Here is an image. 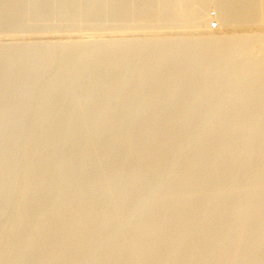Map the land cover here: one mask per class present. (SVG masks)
Instances as JSON below:
<instances>
[{
  "label": "bare ground",
  "instance_id": "obj_1",
  "mask_svg": "<svg viewBox=\"0 0 264 264\" xmlns=\"http://www.w3.org/2000/svg\"><path fill=\"white\" fill-rule=\"evenodd\" d=\"M25 1L0 0V34L5 35L0 44V94L7 92L11 85L15 88L11 91L14 94L10 92L12 98L15 96L14 99L20 92L19 90L17 92V88L21 85L24 87L25 90L21 87L24 90L20 92L22 96L27 92V95L29 94L27 89L30 87V81L26 83L29 77L24 75L25 66L21 62L23 60L25 62V56L31 48L26 51L21 49V53H17V50L16 53L7 52L11 45L14 50L18 49L16 48L18 43H13L14 48L11 41L15 40L14 37L21 27L20 24L13 25L12 19L23 16L22 14L29 8L23 5L24 8L20 9V4ZM32 1L27 0V3H33ZM119 2L114 3L118 5L116 11L120 15L114 18L116 22L110 21L112 23L110 25H114L112 27L117 23L121 28L127 27L128 30L150 28L154 18L159 14L157 10L161 8L156 9V4H161V11L164 8L172 11L176 3L177 18L171 16V19L164 23V27L167 28L164 29L169 30L167 31L169 33L176 32L173 27L176 26L175 22L179 21L183 26H180L183 28L182 31L187 33L189 31L186 32L184 27L191 30L197 22L196 30L208 31V35L205 34L207 38L195 40L196 37L188 43H183L184 40L180 38L181 42L176 40L172 45H164L163 42L159 45L153 43L157 46H153L146 56L141 55L143 58L137 62L140 63L139 66L132 69L126 65L132 58L133 60L137 58L140 46L146 41L145 36L144 40L139 36L136 42L133 41L134 43L129 45L128 39L123 38L124 43H116L118 40L113 36L115 40L112 38L114 42L111 40L108 42L111 47L106 48L107 51L127 46L123 47V50L115 48L116 51L121 50V54L120 52L117 54L118 57L111 51V55L102 59L101 53L97 54L94 51L101 58L97 61L94 58L96 64L100 65L95 64L96 70H100L101 67V71L98 74L97 71L94 72L95 81L92 79L91 89L89 88L83 95L82 103L86 104L87 111L84 109L86 112L77 117L71 111L62 113V100L53 103L54 105L48 101L49 106L51 104L50 109H46L47 114L36 120V128L33 127L31 130L32 137L31 141L29 140L31 149L25 159L27 169L30 171L27 174H33V180L28 183L33 196L29 195L27 201H24L25 197H21L24 198L23 202H26L25 206H22L24 209L21 208L22 210L15 216L13 223H10L12 226L5 231V235L0 236V243L5 244L4 248V245H1L0 264H264V61L260 65L258 62L255 67L243 68L240 60L243 54L247 55L245 50L249 44L245 46V35L240 36L238 33V37L235 36L236 38H231L232 40L228 37L229 41L221 44H219L221 40L220 42L218 40L219 43L210 40L214 37L211 36V32L217 34L215 29L217 26L214 28L215 21L222 20L226 25L229 23L235 30L246 27L248 19H253L250 17L256 13H261L260 20H264V0H225L222 4L220 0L221 7L220 4L216 6L220 7L219 13L217 12L219 8L214 11L218 3V1L214 3V0H119ZM88 5L90 7V4L86 7ZM112 5L109 7L112 8ZM37 14L39 15V12ZM158 22L161 28L163 25ZM258 23L262 25L261 22ZM256 24H250L251 28L247 26L248 30L259 26ZM80 26L82 27V24L79 28ZM118 26L115 28L117 33L118 31L120 33ZM247 28L243 30L246 32ZM86 29L84 28V31ZM131 30V34L138 32L137 29L135 33ZM154 30L153 28L151 32ZM262 30L259 38L264 41ZM145 32L144 30L143 35ZM93 39L95 40L94 37ZM29 43L28 45L25 43L26 47L30 45ZM25 45L22 48H26ZM46 51L42 53H50ZM77 53L79 56L75 54V57L70 58L71 61L68 60L70 62L69 65L66 64L68 68L66 65L63 67L64 70L71 69L69 74L80 64L75 62V58H80V53L83 55L85 51ZM46 54L44 56H47ZM97 55L95 57H98ZM261 55L264 56V53ZM260 58L261 62L264 57ZM94 68L92 71H95ZM225 68L227 73L224 75ZM134 70L137 71L136 75L138 74L136 82H133L131 77L135 73ZM221 72L223 77H220ZM67 73L66 71V75ZM74 73L71 74L75 76ZM20 74L23 76L20 82L22 84L19 86L16 82L18 87L13 86L16 84H11L14 82V76L16 78ZM91 75L93 76V73ZM71 78H66V82L67 80L72 82ZM241 80L246 81L244 88L237 91L236 95L231 94ZM59 85L61 84H58V88L55 86L56 89H59ZM65 85L61 86L63 88L60 87L61 90L66 87ZM123 89L128 90L125 92ZM70 90L66 87V90H63L64 96L67 97ZM47 92L45 95H50L49 91ZM122 92L125 95L123 93L124 96L121 97ZM229 95H233L230 96L233 98L229 99L227 106L221 108L220 116L216 120L212 118L214 121L207 124L209 126L205 129L201 128L203 129L201 140L199 139L197 144L194 143L195 146H192L188 153H184L181 160L175 159L181 150L182 141L189 138L197 122L205 116L207 110L204 107L208 106L206 102L219 103ZM12 98L7 101L8 104L5 103L6 106L2 108L5 110L0 113L4 116H0L4 118L3 126L0 123V171L5 174L6 172L9 174L6 169L10 165L8 166V161L3 160V155L10 156L11 153L7 155L4 151L3 154L4 146L8 144L2 141L8 134L6 131L8 125L5 126V122L10 121V117L13 118L10 112V107L14 104ZM209 110L207 113L211 114ZM49 113L62 115L60 114V118L53 124L48 123L45 131L41 130V127H45L43 122L48 119ZM73 117L78 118L77 123H74L77 120L72 121ZM69 123L73 125L70 128ZM66 126L67 129L63 131ZM64 145L69 146L66 148L67 151L63 149L65 152L61 151ZM6 156L4 159H9ZM11 167L13 168L12 165ZM169 168H172L171 173L168 171ZM60 171L66 176H60ZM166 171L171 176H168L169 181L167 178V182H164L166 179H163V175ZM4 175H0L1 178ZM4 185L0 183L2 195ZM10 189L13 190L11 187ZM148 193L149 195L145 197ZM143 194L145 200H142V213L139 211L142 216L139 215L138 218L137 215L135 220L132 216V220L131 215L141 204ZM2 198L4 199V196ZM7 203L4 204L8 205ZM40 208L42 210L39 212ZM5 209L6 207L2 213Z\"/></svg>",
  "mask_w": 264,
  "mask_h": 264
},
{
  "label": "rangeland",
  "instance_id": "obj_2",
  "mask_svg": "<svg viewBox=\"0 0 264 264\" xmlns=\"http://www.w3.org/2000/svg\"><path fill=\"white\" fill-rule=\"evenodd\" d=\"M46 3H45V2ZM52 0H33L32 2L33 3H27V0L25 1V3L23 2V3H21L20 4V6L18 5V7H20V9L22 8H24V7H26V8H28L22 15L23 16H17V18L15 17V19L17 20V21H15V19L13 18L12 20H13V25H18L19 26V24H20V29L18 30V32H17V35H15V40H13V41H11V43L13 44H17L16 45V48H18V49H13V48H11L12 47V45H11V47H8L7 49V52H9V53H16L17 51V53H21L20 52V50L21 49H23L24 51H26V50H28V49H30L31 50V52H30V50H28V57L27 56H25V62H24V60H23V62H21L22 63V65L23 66H25L23 69H25L24 70V72L26 73H24V75H26V77H29V78H27L28 79V81H26V83L28 82L29 83V81H30V87L28 88V86H27V90L29 91V96L27 95V93H26V97L22 94V96H21V94H20V92H21V90H22V88L24 89V87H22V85L20 86V84H22V83H20L21 82V80H23V76H21V74H22V72H21V74L20 75H17L18 77H16L15 78V76H14V82H11V84L13 85V83L15 84L16 82L18 83V85L20 86L19 88H17L16 90H17V92H18V90L20 91L18 94H17V96H16V99H14L15 98V96H14V98H12L13 97V95H10L11 93H13L14 94V92H11V91H13V90H15V88L14 87H12L11 85H10V87L8 88V90H7V92H5L4 94H0V96L2 97H0L1 99V101H0V106L2 105V107H0V113L2 112V108H4L5 106H6V104L5 103H7V101L9 102V100L12 98V100L14 99V104H13V106L12 107H10V112H11V115L13 114V118L12 117H10L9 119H10V121L8 120L7 122H5V126H7V128H6V131H7V133L8 134H6L5 136H4V138H3V141L2 142H5V144L7 145V146H4V149H3V154L5 153L4 151H6V154L8 155V154H10V156H6L5 154V156H6V158L7 157H9V159L7 158V159H4L5 158V156L3 155V160H5V161H8L7 163H8V168H9V170H8V168L7 167H5V169H6V171H8L9 172V174L6 172V171H3V172H6V174L5 173H2V171H0V175H4V177L6 178V177H8V178H6V179H3V178H1V176H0V183H2L3 185L5 184V183H7V184H9L8 186L5 184L3 187H2V191L4 192V194L2 195V194H0V195H2V196H4V199L2 198V196H0V201L1 202H3L2 204H0V236L1 237H3L5 234V231H7V229L9 228V226L11 227L12 226V224H10V223H13V221H14V218H15V216L18 214V212H20L22 209L21 208H23L24 206H25V203L26 202H23V200H24V198L22 199L21 197H25V200L24 201H27V198H29V195H31V196H33V192H31V190H30V188H28V183H29V181H32L33 179V174L32 173H30L29 175L27 174V172H30V171H28L29 169H27L28 168V165H26V163H25V159L27 158V156H28V152L30 151V141H31V137H32V135H31V133H32V128L33 127H35L36 128V120L37 119H40V118H42L43 117V115H45V114H47V110L46 109H50L49 107L51 106V104H50V106H49V104H48V101H49V103H58V102H60L61 100V109L63 110L62 111V113L65 111V112H70L71 111V113L74 115V116H76L77 115V117L79 116V114L81 115V113L83 112H86L87 110L85 109V107L87 108V106H86V104H84V103H82V98H83V95L84 94H86L87 93V91L89 90V88H90V85L92 84L93 85V80L92 79H94V81H95V76H94V72H96L97 71V74L99 73V71H101V67H100V70L99 69H97L96 70V66H95V64H96V61L97 60H99V59H101L100 57H102V59L103 58H105V56H109V55H111V51H113V53H114V55H115V57L117 56L118 57V55H119V52L121 51V50H123L122 48L124 47H126L127 45H129V44H132V42L134 41V42H136L137 40H138V38H139V36H141V37H143V40H144V36H145V38H146V41H144L142 44L144 45V47H143V45H141L143 48H145V49H143V48H141V46H140V49H139V52H138V54H137V58L135 59L134 58V60H133V58L130 60V61H128V63H127V65H126V67H128V68H132V69H135V68H137L138 66H139V64L137 63V62H140L139 61V59H142L144 56H146V54L148 53V51H150V50H152L154 47H156L157 45H159V43H162L163 42V44L164 45H172L174 42H176V40H177V42H181L180 41V38H181V40L183 41V43H188V41L190 42V41H193L196 37L198 38H196L195 40H201V38H203V39H205L204 37H206L207 38V36H205V34H207L208 35V31H206V30H202V32L200 31V30H196V23L193 25V28L191 27V30L189 29V28H185L184 27V30L186 31V30H188L189 32H187L188 33V36H186L187 35V33H185L184 31H182L183 30V28H181L180 26H182L180 23H179V21L176 23L175 22V24H176V26L178 27V24H179V28H177L176 26H174L173 28L174 29H176V32H173L172 31V33H174V34H172L171 32L169 33V32H167V31H169V30H167L166 31V26L164 27V25L167 23V21L169 20V18L171 19V16L172 17H175L176 16V18H177V15H176V13H177V11H176V3H174L175 4V6H174V8L175 9H172V7H171V9H172V11H169V10H167L166 8H164V10H160L161 8H162V6H161V4L159 5V4H156L157 6H155V8L156 9H158V8H160V9H158L157 11H159V12H157V13H159V14H157V18L155 17L154 19V21H153V24L152 23H150V24H152V25H150L149 27L150 28H148V27H146V29L144 28L143 30L141 29V28H136L137 30H138V32H139V34H138V32L137 33H135L137 30L136 29H134V30H131V29H129L128 30V28L126 27V28H121L120 26H118L117 25V23H115V27H117L118 26V29H120V33H119V31H118V33H117V31H116V29L117 28H115V27H112V26H114V25H110V21H112L113 23L114 22H116V20L114 19L116 16H118V14H119V12L118 11H116V10H118V5H114V3L115 4H119L120 2H119V0H106L107 2H105V0H76V1H74V0H55V2H54V0L51 2ZM62 1V2H61ZM68 1V2H67ZM82 1V2H81ZM85 3H84V2ZM87 1H88V3H87ZM99 1H100V3H99ZM216 1H218V3H216ZM214 0V3H216V5H215V9L216 10H214L215 12L217 11V8H219V10L217 11L218 13L220 12V7H221V4L225 1H223V0H221L222 2H220V0ZM37 4H36V3ZM40 2H41V4H40ZM49 2V3H48ZM80 2V3H79ZM103 2V3H102ZM221 4H220V3ZM35 3V4H34ZM90 4V7H89V5H88V7H86L87 6V4ZM107 3V4H106ZM110 3V4H109ZM26 4V5H25ZM44 4V5H43ZM62 4V5H61ZM80 4V5H79ZM95 4V5H94ZM97 4V5H96ZM113 4V5H112ZM218 4V5H217ZM219 4H220V7H216V6H219ZM23 5H24V7H23ZM31 5V6H30ZM54 5H57V7L55 8V6ZM81 5H82V7H81ZM92 5V6H91ZM105 5V6H104ZM110 5H112V8H110L109 6ZM33 6V7H32ZM49 6V7H48ZM69 7V8H67V7ZM85 6V7H84ZM95 6V7H94ZM104 8H103V7ZM116 7V8H114L115 9V11H114V9H113V7ZM38 7V8H37ZM41 7V8H40ZM48 7V8H47ZM51 7V8H50ZM54 7V8H53ZM120 7V6H119ZM158 7V8H157ZM45 8V9H44ZM76 8V9H75ZM99 8V9H98ZM35 9V10H34ZM39 9H42V10H39ZM56 9V10H55ZM79 9V10H78ZM95 9V10H94ZM99 11H98V10ZM155 9V10H156ZM166 9V10H165ZM168 9H170V8H168ZM170 9V10H171ZM44 10L46 11V12H44ZM76 10V11H75ZM104 10V11H103ZM109 10H111V11H109ZM120 10V9H119ZM173 10L175 11V12H173ZM34 11V12H33ZM87 11V12H86ZM102 11V12H101ZM161 11V12H160ZM29 12H32V13H29ZM37 12H39V15L41 16V17H39V15L37 14ZM61 12V13H60ZM80 12H82V13H80ZM94 12V13H93ZM100 12V13H99ZM114 12H116L117 13V15H115L116 13H114ZM44 13V14H43ZM64 13V14H63ZM84 13V14H83ZM90 13H92V14H90ZM163 13V14H162ZM167 13V14H166ZM171 13V15H169ZM172 13H174V14H172ZM80 14H82L83 16H80ZM90 14V15H89ZM108 14V15H107ZM256 14H258V16L256 15ZM256 14H254L253 15V17H250V18H253V19H251V20H249L248 19V21H247V25H246V27H244V28H242V27H240V28H235V30H234V28H232V27H230V24L229 23H227V25H226V23H224L222 20H218L217 22L215 21L214 22V24H215V26H214V28L217 26V28H215L216 29V31H217V34H216V32H213V34H212V32H211V36L213 37V39H215V40H213V39H210L211 37H208L210 40H212V41H217L218 42V40H219V42H220V40L222 41V42H218L219 44H221V43H226L225 41H227L228 40V37H229V40L232 38H236V37H238L240 34H242V36L243 35H245L244 37H246L245 39L243 38V40H245L244 42H246L245 43V46H246V44H248L247 46H246V48H247V50H245V53H246V51H247V55L246 54H243V56L241 57L242 59L240 60V63H242V65H243V68L244 69H249L250 67H255V64H257L258 62V64L260 65V63H262L263 61H264V58H263V60H261V62H260V59H262V58H260V57H264V56H262L261 54L262 53H264V51L262 50V49H264V44L262 43V41H263V39H261V38H259V37H261V35H262V32H261V30L262 29H264V20H260V14L261 13H256ZM25 15V16H24ZM93 17H92V16ZM96 17H95V16ZM107 15V16H106ZM111 15V16H110ZM113 15V16H112ZM120 15V14H119ZM174 15V16H173ZM257 17H256V16ZM35 16V17H34ZM110 16V17H109ZM168 16H170V17H168ZM255 16V17H254ZM37 17V18H36ZM43 17V18H42ZM49 17H50V19H49ZM75 17V18H74ZM91 17V18H90ZM98 17L100 18V19H98ZM109 19H108V18ZM161 17L163 18V19H161ZM224 17H225V15H224ZM40 18V19H39ZM41 18H42V20H41ZM47 18V19H46ZM58 18V19H57ZM84 18V19H83ZM94 18V19H93ZM110 18H112L111 20H110ZM119 18V17H118ZM118 18H116L117 20H118ZM257 18H259V19H257ZM102 19V20H101ZM174 19V18H173ZM72 20V21H71ZM79 20V21H78ZM115 20V21H114ZM160 21L161 22V28H159V22L158 21ZM177 20V19H176ZM260 20V21H259ZM34 21V22H33ZM48 21V22H47ZM62 21H64V22H62ZM68 21H70V22H68ZM86 21V22H85ZM96 21H97V23H96ZM99 21V22H98ZM102 21V22H101ZM155 21H156V23H155ZM175 21V20H174ZM220 21V22H219ZM222 21V22H221ZM254 21H256V22H254ZM18 24H17V23ZM38 22V23H37ZM67 22V23H66ZM84 22V23H83ZM93 22V23H92ZM158 22V23H157ZM258 22H261L262 23V25H260V23H258ZM34 23V24H33ZM86 23V24H85ZM89 23V24H88ZM91 23V24H90ZM102 23V24H101ZM163 23V24H162ZM165 23V24H164ZM223 23V24H222ZM255 23H257L259 26V28L258 27H255L254 29H251L250 31L248 30V28H251V26L252 25H254ZM54 24H56V25H54ZM69 26H68V25ZM72 24V25H71ZM82 24V27L80 26V28H79V25H81ZM112 24V23H111ZM158 26H157V25ZM198 24V23H197ZM213 24V25H214ZM250 24H252V25H250ZM256 24V25H257ZM48 25V26H47ZM53 25V26H52ZM85 25V26H84ZM90 25H92V26H90ZM96 25H97V27H96ZM153 25H154V27H153ZM156 25V26H155ZM56 26H57V28H56ZM65 26V27H64ZM89 26V27H88ZM102 26V27H101ZM219 26V27H218ZM227 26H229V27H227ZM247 26H248V28H247ZM250 26V27H249ZM27 27V28H26ZM86 29L85 31H84V28ZM105 27V28H104ZM111 27V28H110ZM120 27V28H119ZM151 27H152V29L154 28L155 30L154 31H152L151 32ZM183 27V26H182ZM224 27V28H223ZM37 28V29H36ZM42 28V29H41ZM44 28V29H43ZM49 28V29H48ZM59 28V29H58ZM97 28V29H96ZM162 28H163V30L165 31V32H163V30H162ZM164 28H166V29H164ZM181 28V29H180ZM221 28V29H220ZM242 28V29H241ZM247 28V30L249 31H246L247 33H250V35H248L246 32H245V30H243V29H246ZM32 29H34L33 31L34 32H32ZM46 29V30H45ZM68 29V30H67ZM79 29H80V31H79ZM111 29V30H110ZM121 29H123V31L121 30ZM126 29V30H125ZM150 29V30H149ZM156 29H157V32H156ZM174 29H170V31L171 30H174ZM177 29H180L179 31H177ZM230 29H232L231 31H230ZM28 30V31H27ZM60 30V31H59ZM90 30V31H89ZM102 30H103V32H102ZM104 30H106V31H104ZM130 30L132 31V32H134L135 34H131L130 33ZM146 31L145 32V35H143L144 33H143V31ZM223 30V31H222ZM228 32H227V31ZM234 30V31H233ZM255 30V31H254ZM41 31V32H40ZM81 31H83V33H80ZM87 31H88V33H87ZM110 31V32H109ZM127 31H129V32H127ZM190 31H191V34H190ZM197 31V32H196ZM205 31H206V33H205ZM237 31V32H236ZM262 31H264V30H262ZM35 32H36V34H35ZM59 34H58V33ZM79 33V35H78V33ZM94 32H95V34H94ZM98 32V33H97ZM100 32V33H99ZM124 34H123V33ZM192 32H194V33H192ZM204 32V33H203ZM259 34H258V33ZM37 33H38V35H37ZM62 33V34H61ZM67 33V34H66ZM77 33V34H76ZM85 33V34H84ZM93 33V34H92ZM111 33V34H110ZM130 33V34H129ZM231 33V34H230ZM235 33H237V34H235ZM238 33H239V35H238ZM243 33H245V34H243ZM261 33V34H260ZM264 33V32H263ZM46 34V35H45ZM58 34V35H57ZM82 34V35H81ZM90 34V35H89ZM172 34V35H171ZM193 34H195V35H193ZM198 34V35H197ZM201 34V35H200ZM218 35L217 37H216V35ZM224 34V35H223ZM227 34H229V35H227ZM234 34V35H233ZM250 37H247V35ZM19 35V36H18ZM63 37H62V36ZM130 35V36H129ZM137 35V36H136ZM149 35V36H148ZM192 35H193V37H192ZM203 35V36H202ZM232 35V36H231ZM32 36V37H31ZM41 36V37H40ZM113 36H115L116 38V40H118L116 43H124V41H123V38H125V40L126 39H128L129 41H131V42H129L128 40H127V45H124V46H122V48L121 47H115L116 49L117 48H121V50H117L118 51V53H117V51H116V49L114 48L113 50H111V49H109V51H107L108 49H106V48H110L111 46H109L108 45V42H110V40H111V42H114V38H113ZM117 36H118V38H117ZM120 36V37H119ZM124 36V37H123ZM135 36V37H134ZM170 36H172V37H170ZM175 36V37H174ZM183 36V37H182ZM195 36V37H194ZM221 36V37H220ZM227 36V37H226ZM236 36V37H235ZM241 36V35H240ZM254 36V37H253ZM3 37H5V35L4 34H0V44L3 42ZM49 37H50V39H49ZM62 37V38H61ZM93 37L95 38V40L93 39ZM98 37V38H97ZM134 37V38H133ZM140 37V39H142ZM170 37V38H169ZM188 37V38H187ZM192 37V38H191ZM216 37V38H215ZM220 37V38H219ZM225 37V38H224ZM32 38V39H31ZM61 40H60V39ZM64 38H65V40H64ZM112 38L114 39L113 41H112ZM120 38V39H119ZM131 38V39H130ZM148 38V39H147ZM169 38V39H168ZM183 38V39H182ZM219 38V39H218ZM249 38V39H248ZM27 39H29L28 41H27ZM59 39V40H58ZM67 39V40H66ZM99 39V40H98ZM189 39V40H188ZM217 39V40H216ZM223 39V40H222ZM226 39V40H225ZM231 39V40H232ZM255 39V40H254ZM2 40V41H1ZM36 40V41H35ZM87 40V41H86ZM91 40H92V42H91ZM149 40H150V42H149ZM228 40V41H229ZM43 41V42H42ZM52 41V42H51ZM97 41V42H96ZM123 41V42H122ZM139 41H141V40H139ZM169 41V42H168ZM249 41V42H248ZM30 42V43H29ZM66 42V43H65ZM90 42V43H89ZM100 42V43H99ZM129 42V43H128ZM133 42V43H134ZM142 42V41H141ZM148 44H146V43ZM157 42V43H156ZM264 42V41H263ZM25 43H26V45H28V43L32 46V47H34V48H32L30 45L28 46V47H26V45H25ZM34 43V44H33ZM37 43V44H36ZM75 43V44H74ZM80 43V44H79ZM94 43V44H93ZM153 43H155V44H157V45H155V44H153ZM167 43V44H166ZM13 44V45H14ZM82 44V45H81ZM108 45L107 47H104L105 45ZM113 44V43H112ZM111 44V45H112ZM125 44H126V42H125ZM20 45H22L21 46V48L19 49V47H20ZM25 45V47L26 48H22L23 46ZM84 48V49H82V50H79V48L78 47H80V49L82 48L81 46ZM91 45V46H90ZM151 45V46H150ZM41 46V47H40ZM43 46H45V47H43ZM57 46V47H56ZM62 46V47H61ZM65 46V47H64ZM85 46V47H84ZM101 46H102V48H101ZM154 46V47H153ZM249 46V47H248ZM35 47H37V48H35ZM86 47H87V51H86ZM104 47V48H103ZM150 47V48H149ZM251 47V48H250ZM14 48H15V45H14ZM92 48V49H91ZM95 48V49H94ZM98 48V49H97ZM99 48H100V50H99ZM113 48V47H112ZM147 48V49H146ZM10 49H12V50H14V51H9ZM43 49V50H42ZM60 49H61V51H60ZM65 49V50H64ZM70 49V51H68ZM75 49V50H74ZM102 49V50H101ZM142 49V50H141ZM17 50V51H16ZM39 50V51H38ZM46 51V50H48V51H46L47 53L48 52H50L49 54H46L45 52H43L42 53V51ZM85 51V53H83V55H82V53H80V58L78 57L79 55H78V53H77V51ZM115 50V51H114ZM6 51V50H5ZM34 51V52H33ZM67 51V52H66ZM97 52V54H99V53H101L102 54V56H101V54H100V57H99V55H97L95 52ZM98 51H101V52H98ZM250 51V52H249ZM261 51V52H260ZM23 52V51H22ZM76 52V53H75ZM94 52V53H93ZM108 53V55H107V53ZM146 52V53H145ZM77 54L78 56V58H75L76 60H75V62L77 63V64H79L78 66H76V67H74V71H76L75 73H74V71H71V73L73 72L74 74H76L75 76L73 75V74H71V76H70V74H69V72H70V70L71 69H68V70H64V68L63 67H65V65L66 64H70V62L68 61V60H70V58L73 56V57H75L76 55L75 54ZM260 53V54H259ZM47 55V56H44V55ZM55 54H57V55H55ZM63 54V55H62ZM103 54H106V55H104L103 56ZM118 54V55H117ZM120 54H121V52H120ZM31 55H32V57H31ZM36 55V56H35ZM42 55V56H41ZM60 55V56H59ZM75 55V56H74ZM89 55V56H88ZM98 56V57H95V56ZM143 57H142V56ZM84 56V57H83ZM39 57H41V58H39ZM54 57V58H53ZM67 57V58H66ZM72 57V58H73ZM141 57V58H140ZM250 57V58H249ZM39 58V59H38ZM71 58V59H72ZM91 58V59H90ZM94 58H95V60H94ZM24 59V58H23ZM43 59V60H42ZM51 59V60H50ZM29 60V61H28ZM40 60V61H39ZM45 60H46V62H45ZM22 61V60H21ZM27 61V62H26ZM39 61V63H37ZM44 61V62H43ZM71 61V60H70ZM82 61V62H81ZM250 61V62H249ZM51 62V63H50ZM93 62V63H92ZM95 62V63H94ZM37 65H36V64ZM44 63V64H43ZM59 63V64H58ZM75 63V64H76ZM136 63V64H135ZM210 63V62H209ZM28 64V65H27ZM47 64V65H46ZM48 64H49V66H48ZM54 64V65H53ZM257 64V65H258ZM41 65H44L43 67H40ZM63 65V66H62ZM68 65H66V68H68ZM97 65V64H96ZM253 65V66H252ZM90 66V67H89ZM93 66V67H92ZM94 66H95V68H94ZM97 66H100V65H97ZM135 66H137V67H135ZM247 66V67H246ZM37 69H36V68ZM46 67V68H45ZM79 67V68H78ZM249 67V68H248ZM88 68V69H87ZM95 69V71H92V69ZM98 68V67H97ZM43 69V70H42ZM26 70H28V71H26ZM225 71V73H223L224 71ZM222 71L223 72H221L220 73V77H223V74L225 75L226 73H227V69L225 68V69H223ZM38 71V72H37ZM43 71V72H42ZM64 71H65V73H64ZM66 71L68 72L67 73V75H66ZM91 71H92V73H93V76L91 75L92 73H91ZM133 72H135V70L133 71ZM29 73V74H28ZM91 73V74H90ZM136 73H137V71L134 73V75H132L131 77H132V81L133 82H136V78H138V74L136 75ZM223 73V74H222ZM34 74V75H33ZM41 74V75H40ZM57 74V75H56ZM133 74V73H132ZM247 74V73H246ZM23 75V74H22ZM30 75V76H29ZM32 75V76H31ZM37 75H38V77H37ZM69 75V76H68ZM83 77H82V76ZM95 75H96V73H95ZM137 77H136V76ZM22 77V78H20V77ZM50 76V77H49ZM65 76V77H64ZM67 76V77H66ZM73 76V77H72ZM25 77V78H26ZM47 77V78H46ZM73 78V80H72V82L70 83L69 82V80H67L68 82H66V78ZM93 77V78H92ZM134 77V78H133ZM33 78V79H32ZM37 78V79H36ZM71 78V79H72ZM18 79V80H17ZM39 79V80H38ZM77 79V80H76ZM83 79V80H82ZM17 80V81H16ZM53 80V81H52ZM60 80V81H59ZM245 80V79H244ZM244 80H241V82L240 83H238L236 86H235V88H237V89H235V88H233V90H232V92H231V94H233L234 93V95H236L237 94V91H239V90H241L242 88H244V85L246 84L245 82L246 81H244ZM33 81V82H32ZM64 83H63V82ZM243 81V82H242ZM25 82V81H24ZM35 82H36V84H35ZM17 83L15 84V85H13V86H16L17 85ZM27 83V84H28ZM74 83V84H73ZM58 84H61V85H59L60 87L61 86H63V85H65V84H67V85H69L70 84V86H67V85H65L66 87H68V89L70 90V88H71V90L69 91V93H67L68 95H67V97H66V95L64 96V92L65 91H63V90H66V87H64V89L63 90H61V88H63V87H59V89H56V87L58 88ZM18 85H17V87H18ZM44 85V86H43ZM49 85V86H48ZM92 85H91V87H92ZM240 85V86H239ZM52 86H56L55 88L54 87H52ZM87 86V87H86ZM239 86V87H238ZM22 87V88H21ZM85 87V88H84ZM12 88H14V89H12ZM21 88V89H20ZM31 88V89H30ZM51 89V91H50V89ZM52 88H54V90L52 89ZM9 89H10V91H9ZM12 89V90H11ZM56 89V90H55ZM91 89V88H90ZM25 90V89H24ZM24 90H22V92L24 91ZM44 90V91H43ZM53 90V91H52ZM124 91L125 90H128V89H123ZM236 90V91H235ZM31 91V92H30ZM47 91H49V93H50V95L49 94H47L48 95V97H47V95H45L46 94V92ZM60 91H62V92H60ZM72 91V92H71ZM236 93H235V92ZM11 92V93H10ZM126 92V91H125ZM48 93V92H47ZM71 93V94H70ZM123 93L124 92H122L121 94H120V96L122 95V96H124L125 95V93H124V95H123ZM8 94V95H7ZM20 94V95H19ZM3 95V96H2ZM45 95V96H44ZM5 96V97H4ZM43 96V97H42ZM60 96H61V99H60ZM121 96V97H122ZM230 96H233V95H229L226 99H224L222 102H219V103H209V104H207V102H206V105H208V106H205L204 108L207 110L206 111V113H205V116H203L201 119L202 120H200L199 122H197V124H196V126H195V129L193 130L192 129V131H191V133L193 134L194 132H195V134H190V136H189V138H187L186 139V141L184 140V141H182V144H181V146H180V148H181V150H179V152H178V154H176V156H175V159H179V160H181L182 158H183V156L186 154V153H188V151L190 150V148H192V146H195V144L194 143H196L197 144V142H199L200 140H201V138L203 137V129H205V127H208L209 125H207V124H211L214 120H216V118H218L219 116H220V113L222 112V110H221V108L223 109L225 106H227L228 105V103L230 102L229 101V99L230 98H233V97H230ZM9 97V98H8ZM62 97H64V98H62ZM66 97V98H65ZM43 98H45V99H43L44 101H42V99ZM50 98V99H49ZM76 98V99H75ZM60 99V100H59ZM65 99V100H64ZM47 102H46V101ZM81 100V101H80ZM226 100V101H225ZM4 101V102H3ZM55 101V102H54ZM206 101H208L209 102V100H206ZM232 101V100H231ZM17 102V103H16ZM25 102V103H24ZM46 102L47 103V105H46V103H45V105H44V103ZM5 104V105H4ZM8 104V103H7ZM42 104V105H41ZM65 104V105H64ZM81 104H83V105H81ZM213 104V105H212ZM4 105V106H3ZM18 105V106H17ZM54 105V104H53ZM72 105V106H71ZM215 105H216V107H215ZM218 105V106H217ZM71 106V107H70ZM79 106V107H78ZM210 106H212V107H210ZM221 106V107H220ZM20 107V108H19ZM48 107V108H47ZM83 107V108H82ZM209 107V108H208ZM218 107V108H217ZM67 108V109H66ZM72 108V109H71ZM211 108H213V109H211ZM69 109H71V110H69ZM86 110V111H83V110ZM209 109H211V110H209ZM217 109H218V111H217ZM5 110V109H4ZM3 110V111H4ZM45 110V111H44ZM73 110H74V113H73ZM208 110H209V112L211 111V114L209 113H207L208 112ZM13 111V112H12ZM77 111V112H76ZM205 111V110H204ZM221 111V112H220ZM24 112V113H23ZM27 112V113H26ZM46 112V113H45ZM215 112V113H214ZM219 112V113H218ZM22 113V114H21ZM44 113V114H43ZM19 114V115H18ZM61 114V113H60ZM59 113L58 114H54V113H49V115H51V116H49L48 115V119H46L47 118V115L45 116V121L43 122V124H44V128L43 127H41V130H46L48 127H46V126H48V123H52L53 124V122H55V121H57L59 118H60V116L62 115H60ZM207 114V115H206ZM15 115V116H14ZM18 115V116H17ZM0 116H2V117H4L2 114H0ZM206 116H207V118H206ZM2 117H0V123H1V125L3 124L2 122H4V118L2 119ZM40 117V118H39ZM205 117V118H204ZM74 119L72 120L73 122L75 121V120H77L76 122H74V123H77L78 122V118H75V117H73ZM214 120H213V119ZM19 119V120H18ZM23 119V120H22ZM203 119H204V121H203ZM16 120V121H15ZM206 120V121H205ZM209 120V121H208ZM72 121H70L71 123H72ZM203 121V122H202ZM10 122H11V124H10ZM206 122V123H205ZM208 122H210V123H208ZM71 123H69L68 124V128H70L71 126H73V125H71ZM199 123H201V124H199ZM203 123V124H202ZM30 124V125H29ZM35 124V125H34ZM46 124V125H45ZM49 124V125H50ZM66 125H67V123H66ZM202 125V126H201ZM207 125V126H206ZM3 126V125H2ZM9 126H11V127H9ZM29 126V127H28ZM198 126V127H197ZM200 126V127H199ZM18 127V128H17ZM197 127V128H196ZM201 128H203V129H201ZM65 129H67V126H66V128H64V129H62L63 131L65 130ZM44 131H42V132H44ZM194 131V132H193ZM197 131V132H196ZM202 133V134H201ZM22 134V135H21ZM13 135V136H12ZM21 136V137H20ZM28 136V137H27ZM200 136V137H199ZM195 137V138H194ZM9 138V139H8ZM8 139V140H7ZM14 139V140H13ZM16 139V140H15ZM190 141H189V140ZM198 139V140H197ZM200 139V140H199ZM30 140V141H29ZM15 141V142H14ZM17 141V142H16ZM196 141V142H195ZM188 143V144H187ZM4 144V145H5ZM16 146H15V145ZM187 144V145H186ZM12 147V150H11V147ZM14 146V147H13ZM65 146V145H64ZM64 146H62V150L61 151H63V149H65L66 150V148L67 147H69L68 145H67V147L65 146V148H63ZM5 147L7 148V149H5ZM8 148H10V150L8 149ZM65 150L63 151V152H65ZM185 150V151H184ZM27 151V152H26ZM67 151V150H66ZM8 152V153H7ZM62 152V153H63ZM180 153V154H179ZM185 153V154H184ZM26 154V155H25ZM181 155V156H180ZM15 157V158H14ZM178 160V161H179ZM10 161H11V164H10ZM7 163L5 164V165H7ZM14 165H13V164ZM11 165L13 166V168L11 167ZM27 166V167H26ZM17 167V168H16ZM19 169V170H18ZM64 169V168H63ZM11 170V171H10ZM13 170V171H12ZM170 170H172V168H169V170L168 171H170ZM24 171V172H23ZM61 171H63V170H61ZM61 171H60V176H62V177H65L66 176V174H64L63 172L61 173ZM11 172V173H10ZM66 172V171H65ZM169 172H165V174L163 175V179L165 180H163L164 182H167V178H168V181L170 180L169 179V177L171 176V174H168ZM170 173H171V171H170ZM8 174V175H7ZM27 174V175H26ZM62 174V175H61ZM7 175V176H6ZM63 175H65V176H63ZM167 175V176H166ZM169 176V177H168ZM35 178V177H34ZM8 179V180H7ZM1 180H4V181H6V182H4L3 183V181H1ZM14 180H15V182H14ZM12 183V184H11ZM22 184V185H21ZM15 186V187H14ZM10 187L11 188H13V190L12 189H10ZM27 187V189H24V188H26ZM7 188V189H6ZM8 188L10 189V190H12L11 192H10V190H8ZM28 190H30V191H28ZM33 191V190H32ZM8 192V193H7ZM9 192L11 193V196H10V194H9ZM24 192H27V193H24ZM31 192V193H30ZM2 193V192H1ZM9 194V195H8ZM28 196V197H26V195ZM19 195V196H18ZM21 195V196H20ZM149 195V193L148 194H145V197H147ZM30 196V197H31ZM145 197H144V194H143V196H142V199L140 200V203L141 204H139V208L138 207H136V211H138V212H134L132 215H131V219L133 220V218H132V216L134 217V220L137 218V215H138V218H139V215L140 216H142L141 215V213H142V207H143V201L145 200ZM12 198V199H11ZM6 199H8V201H5ZM144 199V200H143ZM3 200V201H2ZM143 200V201H142ZM5 201V202H4ZM0 202V203H1ZM7 202H9V204L7 203ZM17 202V203H16ZM22 202V203H21ZM4 203H7L8 205H6V204H4ZM24 203V204H23ZM5 206H4V205ZM23 204V205H22ZM14 206H15V208H14ZM23 206V207H22ZM142 206V207H141ZM6 207V209H5V211H3V213H2V210L4 209V208ZM19 208V209H18ZM138 208V209H137ZM24 209V208H23ZM140 209V210H139ZM42 210V208H40V210H39V212ZM139 211H141V213L139 212ZM5 212V213H4ZM38 212V211H37ZM13 215V216H12ZM3 221V222H2ZM6 223V224H5ZM4 225V226H3ZM7 225H8V227H7ZM3 232V233H2ZM3 235V236H2ZM110 235V234H109ZM111 236H112V234H111ZM110 236V237H111ZM3 246V248L5 247V244H4V242H2V243H0V252L2 251V246ZM96 253H98V252H96ZM95 252H94V254H96ZM93 254V255H94ZM94 256H96V255H94ZM0 260H1V258H0Z\"/></svg>",
  "mask_w": 264,
  "mask_h": 264
}]
</instances>
